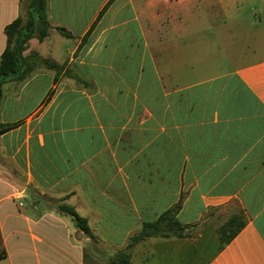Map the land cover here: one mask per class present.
Instances as JSON below:
<instances>
[{
  "label": "crops",
  "instance_id": "0c3cea01",
  "mask_svg": "<svg viewBox=\"0 0 264 264\" xmlns=\"http://www.w3.org/2000/svg\"><path fill=\"white\" fill-rule=\"evenodd\" d=\"M24 4L0 0V58ZM47 13L24 55L60 71L36 61L2 85L0 264H108L177 204L178 234L138 242L130 264H186L213 242L203 264H264V0H48Z\"/></svg>",
  "mask_w": 264,
  "mask_h": 264
},
{
  "label": "trees",
  "instance_id": "16d2710c",
  "mask_svg": "<svg viewBox=\"0 0 264 264\" xmlns=\"http://www.w3.org/2000/svg\"><path fill=\"white\" fill-rule=\"evenodd\" d=\"M47 4L48 0H29L26 14L18 16L5 27L7 45L0 58V99L4 82L8 79L24 80L34 70L36 61L56 70V72L61 69V66L41 58L37 53L24 55L27 43L31 38L35 37L42 41L48 36L52 28L48 19ZM57 29L65 36H72V33L64 27H57ZM10 127V124L0 122V133ZM178 209L179 205L177 204L163 212L157 220L145 222L140 232L130 238L127 246L114 254L112 263L130 264L132 248L147 237L154 235L168 236L171 233H176L173 225L179 224L176 217ZM65 211L74 218L76 225L84 233L94 237L86 218L78 214L73 208L66 207ZM243 225L244 222L240 216H232L218 232L221 242L223 244L228 243ZM4 255V252H0V258Z\"/></svg>",
  "mask_w": 264,
  "mask_h": 264
},
{
  "label": "rangeland",
  "instance_id": "374dc122",
  "mask_svg": "<svg viewBox=\"0 0 264 264\" xmlns=\"http://www.w3.org/2000/svg\"><path fill=\"white\" fill-rule=\"evenodd\" d=\"M28 3H29V0H25L22 15L26 14ZM239 5L241 6V3ZM203 8H204V14H206V13L210 14L207 12L209 9H207L204 6V4H203ZM240 13L242 15H245V12L243 10ZM218 249L219 248H218L217 244H215L214 242L208 246H205V247H201L198 244H195L194 246H188L186 248V251L184 254L186 256L185 262H186V264H203L212 255H214ZM0 250H1V247H0ZM135 263L137 264L138 261H136ZM108 264H114V263H112V260L109 259Z\"/></svg>",
  "mask_w": 264,
  "mask_h": 264
}]
</instances>
